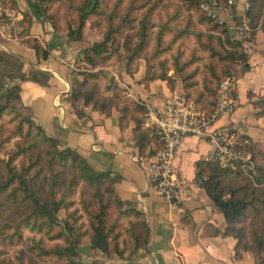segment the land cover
<instances>
[{"label": "crops", "instance_id": "crops-1", "mask_svg": "<svg viewBox=\"0 0 264 264\" xmlns=\"http://www.w3.org/2000/svg\"><path fill=\"white\" fill-rule=\"evenodd\" d=\"M16 1L22 10L30 8L27 0ZM247 3L254 5L258 0H237L235 7L236 24H248L254 34L252 41L243 46L247 59L238 70L236 111L217 125L234 123L241 138L247 141L245 150L252 156L247 145L264 147V115L255 104L264 99V14L253 21L247 17ZM253 8L258 11L259 5ZM31 16L24 18L18 41L0 42V48L24 61V71L37 68L50 76L46 85L32 80L21 82L24 104L46 132L60 140L62 147L76 149L96 170L115 177V189L122 201L140 210L146 221V245L117 258L116 264H263L261 255L249 250L238 254L237 238L227 233L224 213L198 182L196 163L211 151L206 141L186 137L175 159L178 174L189 181L179 203L168 202L158 194L148 181L145 162L141 165L132 159L134 155L150 158L159 143L147 125L145 114L143 128L148 131L149 140L140 149L134 128L135 118L142 115L133 106L124 114L121 101L161 104L177 89L171 88L166 80L143 81L139 76L141 70L133 74L113 71L116 83L110 85L100 80L99 89L102 97L115 99L110 113L92 103L86 104L83 98L73 99L72 79L78 76L76 71L83 63L81 57L90 46L89 41L54 28L47 17L34 13ZM35 41L48 51L47 58L38 56ZM116 91L119 98H114ZM122 115H125L123 126ZM259 151L255 147L253 153Z\"/></svg>", "mask_w": 264, "mask_h": 264}, {"label": "trees", "instance_id": "trees-1", "mask_svg": "<svg viewBox=\"0 0 264 264\" xmlns=\"http://www.w3.org/2000/svg\"><path fill=\"white\" fill-rule=\"evenodd\" d=\"M4 1L7 3L12 2L14 6H17L15 0ZM186 1H190L191 5L196 4L199 6L203 14L204 22L209 21L215 24V28L224 30L223 26L218 23V20L208 16L200 7L202 2L209 0H202L199 3L198 0H185V2ZM29 2L31 3V1ZM101 4L102 0H82L81 5L78 7L80 24L72 33H81L87 18L97 14ZM30 5L36 16L47 17L50 22H53L54 25H52L56 28L55 17L47 16L40 2L31 3ZM191 5L188 6L190 10L192 9ZM255 5H259L258 11L253 8ZM263 6L264 0H258V3L254 5L251 3V7L247 11V17H251L253 21L255 18L260 17ZM126 23L127 21L123 20L122 23L117 26L111 25L102 41L92 44L83 51L81 61L93 67L98 66L100 62H106L110 58L108 54L113 48L111 43L116 40L113 34ZM253 25L255 24L253 23ZM137 34L139 35V41L135 47H129L130 49L128 52L130 55L128 56V64L144 56L142 52L145 49L148 36V25L145 21L141 23V27L138 29ZM0 42H2L1 38ZM243 46V42H237L233 49L234 52H230L229 54L232 63L235 62L236 64L237 60H239L236 65V72H238L241 64L245 66L247 59ZM35 48L39 57H48V51L44 49L41 44H35ZM113 50H117V47ZM147 59V71L143 81L168 79L166 67L163 68L165 71H162L160 74L156 72L152 73L154 67L151 62L152 57H148ZM175 67L177 71L183 69L182 66L178 64H176ZM127 70L129 72V65ZM198 73L199 72L183 77L185 85L184 90L188 93L190 99L194 100L200 108L211 112L215 107L218 86L224 75L219 77V75L215 74V78H208V76H206L201 80L194 81L192 77L197 76ZM85 76L89 78L94 75L86 73ZM49 78L50 76L47 73L37 68H33L27 72L24 71V61L18 55L4 48H0V88H5L6 85H4V82L6 80H10L14 84L0 96V116H2L5 111H10L12 109L8 106L11 100H15L16 104L24 106L29 113L27 115H21L18 132L23 133L26 125L27 132L25 137L35 138V141H29L30 143L19 142L17 144V149L11 151L9 158L4 161L5 173L3 176H0V197L5 195V198L12 199L15 203L19 204L16 208V213H19V216H10V223H5L3 227H0V232H6L4 239L6 238L9 240V243H13L15 238L21 241L24 238V230L29 229L42 236L39 240L33 237L34 243L32 248L36 249L39 256L55 257L59 260H63V262L59 264H77L75 257L80 254V244L86 233L82 231V225L78 222L79 219H81V215L78 214L80 207L73 208L74 201H69L68 198L74 193L77 182L80 180L88 187L91 186L95 196L98 198V212L92 214L94 220L91 225V246L107 254L111 250L110 238L115 230V225H109L108 204L101 198V187L106 185L111 192L115 193L114 200L121 210V214L130 219L132 227L138 225L142 228L139 234L133 233L132 241L129 242L132 248L128 246V243L125 245L123 239L115 245V255L117 258H121L125 256L128 251L134 252L146 245L148 240L146 221L140 210L136 207L127 206L122 201L115 189V177L109 172L96 170L76 149L62 147L60 140L54 136H50L44 127L34 118L30 107L24 104L21 97V82L32 80L46 85ZM15 80L16 82H14ZM83 83L84 82L79 83L78 86L72 83L73 99L79 100L83 98L86 104L92 103L95 107L98 106L106 110L107 113H110L111 106L115 99L102 97L98 84L92 85L91 89L84 90L82 89ZM198 85L202 87L200 86L201 88L199 89V87L197 88ZM115 97L119 98L117 91L114 95V98ZM121 102H123L121 109L124 114L133 106V109L142 115L140 118H135L136 126L134 128L136 143L140 149H142L145 142L149 140V133L143 128L146 108L144 105L134 101H131L132 104L126 101ZM255 104L261 109L260 113L264 115V99L257 101ZM124 119L125 115H122L120 119L121 126H123ZM153 137L155 140L157 139L159 143V146L156 147L154 151V153H156L157 149L161 148L162 143L158 135L154 134ZM40 144L45 146L43 153H46L47 156L44 160L48 167L60 168V170L52 172L49 191L45 193L42 190V184L36 186V176L29 177L34 166L38 164L37 162L43 159L42 150H38L39 154L37 156V161H31V164L28 165L25 161L21 162L20 165L17 164V159L20 156L28 154V156L31 157L32 149ZM255 147H259L260 151L258 154L263 156V162L259 165V174L257 176V181L262 183V187L260 188L254 186L249 176L243 171L223 168L218 164L205 160H200L196 163L197 179L202 181V186L206 189L214 204L224 213L228 222L227 233L237 238L238 254L242 250L251 249L264 252V147L260 144L247 145L248 151L252 153L251 158L255 162L256 155L253 153ZM66 174H71V176L66 183V188L61 189ZM2 205H4V202L0 201V206ZM62 209L67 211V217L64 220L59 218V212ZM1 215L0 212V216ZM246 221H250L249 232L245 226ZM12 229V233H9V230ZM44 237L49 239L62 238L64 244L46 247L43 245Z\"/></svg>", "mask_w": 264, "mask_h": 264}, {"label": "rangeland", "instance_id": "rangeland-1", "mask_svg": "<svg viewBox=\"0 0 264 264\" xmlns=\"http://www.w3.org/2000/svg\"><path fill=\"white\" fill-rule=\"evenodd\" d=\"M27 1L30 8L22 10L16 0L17 6H14L12 2L7 3L4 0H0V28L9 22V16L6 12L7 9H10V11H21L24 14V18L27 16L32 17L31 13H33V9L30 4L35 2H40L47 16L55 17L56 28L67 31L70 36H79V38L86 37L90 46L102 41L111 25L117 26L123 20L127 21L124 26L113 34L116 40L111 43L113 48L108 54L110 58L106 62H100L98 66L93 67L82 61V65L76 71L78 76L76 75L72 79V83L78 86L79 83L84 82L82 85V89L84 90L91 89L94 84H98L100 89V80L103 83L105 82V84L110 83V85H113L117 81V76L113 74V71L118 74L124 72L133 74L141 70L139 76H141V79H144L147 71L148 57H152L151 62L154 65L152 73L156 72L160 74L162 71H165L163 68L166 67V73L168 74L166 83L174 90L180 88L185 89L183 82L184 76L199 72L197 76L192 77L194 81L201 80L206 76L208 78H215V74L220 77L231 70L235 71L237 68L236 65L239 62L237 60L236 64L235 62L232 63L229 57L230 52H234V46L239 42L229 26L218 22L223 26L224 30H222L215 28L214 23L209 21L204 22L203 14L199 6L196 4L191 5L190 1L102 0L98 13L89 16L85 21L81 33L77 32L75 34L72 32L80 24L78 7L81 5L82 0ZM200 1L202 0H198V3ZM190 5L192 6L191 10L188 9ZM222 17L226 16L222 15ZM143 21L148 25V36L145 49L142 52L144 56L128 64V56L130 55L128 52L129 47H135L138 43L139 35L137 31L140 29ZM22 24L23 21L21 22ZM0 38L2 41H11L2 36L1 33ZM37 43L41 44L35 41V44ZM41 46L43 47V45ZM115 47H117L118 51L113 50ZM176 64L181 65L183 69L177 71ZM128 65L129 72L127 70ZM86 73H91L94 76L88 78V76H85ZM4 83L6 86L4 89L0 88V96L10 86L14 85L10 80H6ZM200 86L198 85L197 88L199 87L200 89L202 87ZM8 107L12 109L5 111L0 116V176H3L5 173L4 161L9 158L11 151L17 149V144L19 142L30 143L29 141H35V138L25 137L27 132L26 125L23 133L18 132L21 115L29 114L28 111L24 106L16 104L15 100H11ZM44 147L43 144L34 147L31 151L32 156L29 157L28 154L20 156L17 159V164L20 165L21 162L25 161L28 165L31 164V161H37L38 150H42L43 159L37 162L38 164L34 166L29 177L36 176V186L42 184V190L45 193L49 191L52 172L58 171L60 168L48 167L44 160L47 156L46 153H43ZM255 159L256 171L249 178L254 186L260 188L262 187V183L257 181V176L259 174V165L263 162V156L256 153ZM70 176L71 174L64 176L65 180L61 189L66 188V183ZM101 196L102 200L108 204L109 225H115V230L110 238L111 250L107 254L91 246V225L94 220L92 214L98 212V198L95 196L93 188L91 186L88 187L83 181L78 180L74 193L68 198L69 201H74L73 208L80 207L78 214L81 215V219L78 222L82 225V231L86 233L80 244V254L75 257L77 264H116L115 245L120 240L122 241V239L125 245L127 243L129 244L132 241L133 233L139 234L142 231V228L138 225L132 227L130 219L121 214V210L114 200L115 193L111 192L106 185L101 187ZM5 197V195L0 197V201L4 202V205L0 206V212L2 214L0 216V227H3L5 223H10V216H19V213H16V208L19 204ZM66 217L67 211L65 209L60 210L59 218L64 220ZM249 225L250 221H246L245 226L248 232ZM11 231L13 229L9 230V233H12ZM5 234L6 232H0V264H59L63 262V260L55 257H41L37 254L36 249L32 248L34 243L33 237L39 240L42 236L36 232L25 229L24 238L21 241L15 238L13 243H9V240L6 238L4 239ZM56 244H64L63 239H49L44 237L43 245L46 247H51ZM128 246L132 248L130 244ZM249 251L253 254L261 255V258L264 259V252L256 249ZM128 252L131 253L130 251Z\"/></svg>", "mask_w": 264, "mask_h": 264}, {"label": "built area", "instance_id": "built-area-1", "mask_svg": "<svg viewBox=\"0 0 264 264\" xmlns=\"http://www.w3.org/2000/svg\"><path fill=\"white\" fill-rule=\"evenodd\" d=\"M236 5L237 0H209L202 2L200 7L220 24H227L239 42L249 43L254 37L253 29L246 23L236 24ZM250 7L251 4L247 3L246 8ZM6 12L9 22L2 25L0 33L10 40L18 41L24 14L10 9ZM262 12L264 14V6ZM238 92V72L231 70L219 83L216 104L211 112L200 108L183 88L170 93L161 104L141 102L146 108L147 125L160 137L162 144L150 158L134 155L132 159L141 165L145 162L149 183L166 201L179 203L182 191L189 185V181L178 174L174 164L185 138L189 136L209 144L211 151L205 161L243 171L248 176L255 173L256 163L244 148L247 141L241 138L234 123L217 125L235 113ZM198 182L202 183L201 180Z\"/></svg>", "mask_w": 264, "mask_h": 264}]
</instances>
